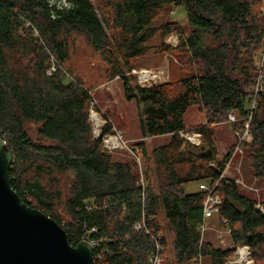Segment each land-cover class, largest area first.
I'll use <instances>...</instances> for the list:
<instances>
[{"label": "trees", "instance_id": "obj_1", "mask_svg": "<svg viewBox=\"0 0 264 264\" xmlns=\"http://www.w3.org/2000/svg\"><path fill=\"white\" fill-rule=\"evenodd\" d=\"M261 2L0 0V138L12 156L11 188L56 222L70 245L91 231L90 239L100 241L92 264H149L158 237L166 264H226L236 247L264 264V215L235 182L221 178L229 155L216 159L211 130L230 112L242 119L241 133L247 123L250 169L264 179V92L254 97V109L247 106L259 78L264 87ZM171 7L183 10L186 30L173 19L154 26ZM172 34L178 43L170 48L163 41ZM156 37V53L172 58L169 79L140 86L127 74ZM115 77L125 99L137 102L140 137H169L150 155L143 143L135 145L142 178L133 160L102 148L111 123L92 138V91ZM191 108L206 121L195 129L202 137L195 147L179 136ZM28 125L36 127L35 139ZM200 182L219 195L215 216L229 230L230 249L202 241L207 194L184 189ZM136 224L145 229L133 230Z\"/></svg>", "mask_w": 264, "mask_h": 264}, {"label": "rangeland", "instance_id": "obj_2", "mask_svg": "<svg viewBox=\"0 0 264 264\" xmlns=\"http://www.w3.org/2000/svg\"><path fill=\"white\" fill-rule=\"evenodd\" d=\"M261 12L264 20V0L261 2ZM179 21L184 29L186 30L185 22L186 17L181 9L171 7L166 9L162 16H160L155 22L154 26L158 27L161 23L168 20ZM264 22V21H263ZM178 35H169L164 38L163 43L170 47L168 44L171 41H175ZM159 44V38L151 40L148 45L151 46L147 54L138 59L135 63L133 71L143 73L145 71L151 73V77L154 80L148 82L139 81L136 74L131 71L127 75H135L136 81L140 85H152L161 84L168 81L169 77V62L171 61V55L167 53L159 54L156 53V46ZM259 69L262 67L264 61V45L262 53L257 57ZM92 65L96 64L95 61H91ZM154 75V76H152ZM157 77V78H156ZM257 85L253 89V100L250 99L247 106L250 110L256 106L255 96L259 92H264L263 84L259 78ZM93 103L89 105V122L92 128V138L98 139L101 135V130L106 122L111 123L112 134L103 137L102 146H105L108 153L112 154L114 158L119 160H133L137 165L138 175L142 178V169L144 168V161L141 157V150L135 145L143 143L146 147L147 154L150 155L153 149L166 144L169 141L168 136L163 137H148L142 139L140 137V130L138 124V105L135 101H127L124 97L122 83L118 77L107 81L92 91ZM251 96V98H252ZM243 122L242 119H237L235 122L229 123L227 118L221 123H215L211 125L213 131V144L216 150V159L224 161L229 155L227 164L221 174V178L233 181L237 185L240 193L248 196L264 206V179H256L253 175L249 165L250 149L244 145L250 141V135L242 139V131L239 129L238 123ZM206 124L205 119L199 113L197 108H191L185 116L186 130L181 132L179 136L188 142L191 146H200L202 143V137L196 133L197 127ZM245 125H248L245 123ZM245 128V126H244ZM30 137L36 138V127L28 125L26 127ZM110 140H115L113 145ZM184 145L182 146V148ZM211 166V165H210ZM142 180V179H140ZM200 184L209 186L207 182L192 183L185 185L184 189L186 192H193L200 190ZM202 241H209L213 247L222 250L232 248L229 238V230L226 227H220L217 221V217L214 215L206 222V231L202 236ZM237 248L243 247H236ZM247 250V249H246ZM234 252V253H235ZM249 252V251H247ZM234 253L226 262H232L234 260ZM249 262L253 264V261L249 255ZM198 263V262H196ZM194 263V264H196ZM163 264H166L164 260ZM200 264H208L205 260ZM238 264V263H232Z\"/></svg>", "mask_w": 264, "mask_h": 264}, {"label": "water", "instance_id": "obj_3", "mask_svg": "<svg viewBox=\"0 0 264 264\" xmlns=\"http://www.w3.org/2000/svg\"><path fill=\"white\" fill-rule=\"evenodd\" d=\"M11 162L0 138V264H92L89 242L70 245L56 222L30 208L11 188Z\"/></svg>", "mask_w": 264, "mask_h": 264}, {"label": "built area", "instance_id": "obj_4", "mask_svg": "<svg viewBox=\"0 0 264 264\" xmlns=\"http://www.w3.org/2000/svg\"><path fill=\"white\" fill-rule=\"evenodd\" d=\"M174 39H175V41H171V43L168 44L169 46H176L177 37H175ZM140 72L141 71H138V72L133 71V73L137 75L139 81L148 82L150 80H154V79H152L151 76L146 80H141L140 79ZM140 86H149V85H141L140 84ZM227 121L229 123L235 122L236 121V115L233 112L228 113ZM248 136H249L248 125H245V131L242 134V139H244L245 137H248ZM102 148L106 149L105 146H102ZM199 189L201 191H204L207 194L206 199L203 203L204 222L200 226V232H201V235H203L204 232L206 231V222L218 212V207L220 205V198H219V195L213 189H210V187L206 186L205 184H200ZM255 210L259 211L262 215H264V206H262L261 204H259V203L255 204ZM143 229H145L143 224H136L133 226V230H135V231H139V230H143ZM92 231H95V230L93 229ZM90 233H91V231L84 238H82L81 241L89 242L90 245L92 246L93 250H95L96 248H98L100 241L90 239V236H89ZM146 234H148L147 231H146ZM157 239L159 240L160 237L156 238L155 253L149 258V264H163V262H164V259L161 255L163 248L161 247V245L159 244ZM243 248H247V247H243ZM240 249L241 248H237L236 252ZM247 251H249L248 248H247ZM235 253H234V255H235ZM247 253H248V259H249V252H247ZM234 261H235V258L232 262L230 261L227 264H232V263H234ZM196 264H200V261H198V263H196ZM249 264H250V262H249Z\"/></svg>", "mask_w": 264, "mask_h": 264}, {"label": "bare ground", "instance_id": "obj_5", "mask_svg": "<svg viewBox=\"0 0 264 264\" xmlns=\"http://www.w3.org/2000/svg\"><path fill=\"white\" fill-rule=\"evenodd\" d=\"M151 76V73L145 71L143 73H140V79L141 80H146ZM154 76V75H152ZM153 78V77H152ZM110 142L115 145V140H110ZM247 248H241L240 250H238L235 255V262L238 264H249V259H248V253H247ZM251 264V263H250Z\"/></svg>", "mask_w": 264, "mask_h": 264}]
</instances>
